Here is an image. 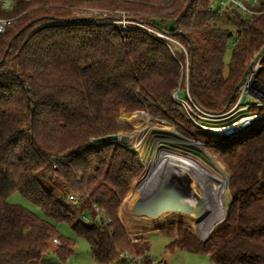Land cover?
I'll use <instances>...</instances> for the list:
<instances>
[{
  "label": "trees",
  "instance_id": "1",
  "mask_svg": "<svg viewBox=\"0 0 264 264\" xmlns=\"http://www.w3.org/2000/svg\"><path fill=\"white\" fill-rule=\"evenodd\" d=\"M211 1L16 0L9 10L0 5V17L15 18L0 35V264H39L53 238L59 241L54 252L64 261L74 245L58 234L61 223L87 242L97 264L123 255L152 264L144 232L130 236L119 217L142 173L139 157L119 141L93 143L119 135V116L138 111L199 140L229 175L224 218L206 239L184 223L155 227L171 238L168 248L207 254L214 264H264V127L240 139L209 137L171 98L183 87L185 95L186 84L203 111H224L264 46V0L246 3L257 12L250 17L210 11ZM85 8L110 18L126 11L164 29L185 51L173 55L164 42L137 29L121 31L103 17L76 19ZM223 20L232 27L222 26ZM259 64L257 78L264 82V54ZM40 178L58 179L63 192ZM13 193L44 217L9 203ZM95 208L101 222L94 220Z\"/></svg>",
  "mask_w": 264,
  "mask_h": 264
},
{
  "label": "rangeland",
  "instance_id": "2",
  "mask_svg": "<svg viewBox=\"0 0 264 264\" xmlns=\"http://www.w3.org/2000/svg\"><path fill=\"white\" fill-rule=\"evenodd\" d=\"M218 9V4H215L214 10L217 11ZM221 25L227 28L232 27L225 20H223ZM231 45L232 41H230L229 47L226 50V54L224 57L225 64L228 63L230 58L232 47ZM174 49L175 51H179V48L175 45ZM183 90L184 87L178 91L179 96L182 98L184 97ZM253 111L254 110H250L241 114L251 113ZM127 114L129 115H123L122 117L121 115L119 116V122L123 126L119 128V135L124 134L130 136L133 134L137 143L140 142V146L137 151H135V153L138 155L139 160L142 164V173L133 182L131 194L121 206L120 210L124 209V211H122L123 214L120 215L119 213V217L122 223L129 231L128 234L131 236L135 235L136 233L144 232V235L148 241V255L152 261V264H214L210 262L208 255L204 253H190L179 249L171 251L168 248V245L171 242V238L166 234L155 230L154 227L169 225L175 226L179 223H184L185 225H190L192 230L195 231L197 237H199L200 239H204V236L209 233L214 224H217L222 220L224 216L223 214L225 213L226 204L229 202V194L227 189L229 175L223 163L221 162L219 157L215 153H213V151L207 149L201 144H192V140L190 138L180 136L176 133L173 127H170V129H168L156 126L155 128L149 129V125L151 126V123H144V120L142 118L135 116L136 112ZM231 120L232 118H227L217 122L205 123L217 126L227 124ZM127 124L128 127H126ZM246 134L247 132L238 135L237 139L242 138ZM126 145L131 146L132 143H127ZM173 152L188 157L177 155ZM189 157H191L192 159ZM173 164H175L176 166H180L182 170H184V172H186L191 177V185L199 195H201V190H203L204 192V187L202 186L203 183L202 181H199L200 179L198 178L200 174L206 175L207 177L203 178L208 182V177H212L211 173H214L216 176L221 178L224 182V187L221 192L224 204L219 203L218 194L216 193L218 192L217 189L220 185L219 183H217L213 184L215 188H213L212 194L210 196H208V193L204 192L206 211L203 219L200 218L199 221L185 213L172 211L164 212L156 218H149L142 214H136L132 210V208L136 199L140 197V195H142L141 188L147 187L151 183L155 182V180H157V177H162L161 175L164 168H167L170 165L173 166ZM153 177H156L155 180H153ZM194 180H196L200 186ZM40 181L46 187L50 186L49 184L54 183V191L61 193L63 192L61 190L60 182L58 179H54L53 182H50L48 178H40ZM62 201L64 202V200ZM8 202L11 204L21 205L36 213L38 216L44 217L37 207L25 200L18 193H13L9 197ZM81 214L89 219H92L90 217V212L87 210H83ZM56 229L58 234L65 238H68L73 243V252L69 254L64 261H61L54 252V248L58 245L50 242V250L42 257L39 264H95L90 256L88 244L83 238L77 236L65 223L57 224ZM111 264L137 263L135 262V260H132L128 258V256L123 255L122 258H119Z\"/></svg>",
  "mask_w": 264,
  "mask_h": 264
},
{
  "label": "built area",
  "instance_id": "3",
  "mask_svg": "<svg viewBox=\"0 0 264 264\" xmlns=\"http://www.w3.org/2000/svg\"><path fill=\"white\" fill-rule=\"evenodd\" d=\"M15 1L16 0H0L1 8L4 10H9L12 8V5ZM246 3H248L250 6H254L256 4L254 0H212L209 5V10L215 11L214 5L218 4L219 9L217 11L221 14H231V12L236 11L248 17L256 15L257 12L251 7H248ZM114 12L115 11L110 12V14H113ZM117 13V18H110L109 15V17L106 16L105 11L101 12L97 9L85 8L83 10V13L75 14V17L78 20H84L90 17H103L106 21L115 24L116 27L121 31L137 29L143 31L144 33L159 41L164 42L173 55L175 52L174 45L179 48V51H185L183 46L172 37H170L164 29L156 28L144 22H140L138 20L130 18L128 16V12L126 11H117ZM101 14L102 16H100ZM14 19V17H0V35L4 34L7 31V29L13 23ZM259 69L260 64L258 61V63L253 66L249 73L246 75L242 84L238 87L233 103L226 110L219 113H210L199 108L197 104H195V102L191 99L188 93L187 85L186 94L183 98L179 96V89H176L171 93V98L177 104L178 109L180 110L184 118L204 135L218 139H227L233 136L240 135L244 132H256L261 127H264V82L257 78ZM250 110L254 111L251 113L241 114ZM135 116L142 118L144 120V123L146 124L151 123V126L149 125V129L155 128L156 126L168 129H170V127H173L165 120L153 117L147 111H138L136 112ZM152 118L156 120H153ZM227 118H232V120L227 124L215 126L205 123L217 122ZM134 140L136 141L133 134L130 135L128 144L132 143V145L128 146V148L135 152L139 148L140 142L137 143V141L135 142ZM191 140L192 144L194 145H203L199 140ZM175 154L181 155L178 153ZM67 200L72 201L73 203H77V198L72 194H69L67 196ZM95 213L96 215L94 216V220L97 222H101V215L98 212L97 208H95ZM83 219L85 221H90V219L85 216H83ZM104 221L108 220L104 217ZM52 243L58 245L59 241L56 238H53ZM126 256H128V258L132 260H135L137 264H142V260L140 257L133 255Z\"/></svg>",
  "mask_w": 264,
  "mask_h": 264
},
{
  "label": "water",
  "instance_id": "4",
  "mask_svg": "<svg viewBox=\"0 0 264 264\" xmlns=\"http://www.w3.org/2000/svg\"><path fill=\"white\" fill-rule=\"evenodd\" d=\"M263 54L264 46L244 71L236 89H238V87L242 84L246 75L249 73L252 67L258 63L260 57ZM189 75L190 72L188 73V77ZM227 108L228 106L225 107L224 110ZM104 141H119L121 144H127L129 142V136L124 134H111L107 135L106 137L93 139V143H100ZM194 181L199 185L196 180ZM204 196L203 190H201V195L197 194L196 190L191 185V177L186 172H184V170L174 169L166 173V175H164V177L158 181L153 190L140 195V197L136 199L132 210L136 214H142L149 218H156L162 213L168 211L185 213L199 221L200 217L206 211ZM208 234L204 236V239L207 238Z\"/></svg>",
  "mask_w": 264,
  "mask_h": 264
},
{
  "label": "bare ground",
  "instance_id": "5",
  "mask_svg": "<svg viewBox=\"0 0 264 264\" xmlns=\"http://www.w3.org/2000/svg\"><path fill=\"white\" fill-rule=\"evenodd\" d=\"M200 165V164H199ZM174 169H182L180 166H176L175 164H173V166L172 165H170V166H168L167 168H164V170H163V172H162V177H164V175H166V173H168L169 171H172V170H174ZM220 170V169H219ZM222 174V173H221ZM211 176L212 177H208L209 179V183L212 185V187L213 188H215V186H213V184H217V183H219V187H218V189H217V193L216 194H218V200H219V203L220 204H224L223 203V199H222V196H221V192H222V189H223V180L221 179V178H219L218 176H216L214 173H211ZM162 177H157V180H155V178L156 177H153L154 179L153 180H155V182H153V183H151L150 185H148L147 187H144V188H141V193L143 194V193H148L149 191H151V190H153L154 189V187L157 185V183H158V181L162 178ZM199 179H200V181H203V183H205V186L206 187H208L207 185H206V183H207V181L204 179V178H201V177H198ZM224 179V178H223ZM220 198V199H219ZM225 201V200H224ZM204 215H205V213L200 217V218H202L203 219V217H204ZM216 224V223H215ZM214 224V225H215ZM213 228V227H212Z\"/></svg>",
  "mask_w": 264,
  "mask_h": 264
},
{
  "label": "flooded vegetation",
  "instance_id": "6",
  "mask_svg": "<svg viewBox=\"0 0 264 264\" xmlns=\"http://www.w3.org/2000/svg\"><path fill=\"white\" fill-rule=\"evenodd\" d=\"M199 177L203 178V177H207V176L204 175V174H200ZM199 181H200V180H199ZM206 181H207V180H206ZM202 183H203V181H202ZM206 185H207L208 187L205 186V183L202 184V186L204 187V192L208 193V196H210V195L212 194L213 187H212V185H211L208 181H207Z\"/></svg>",
  "mask_w": 264,
  "mask_h": 264
},
{
  "label": "crops",
  "instance_id": "7",
  "mask_svg": "<svg viewBox=\"0 0 264 264\" xmlns=\"http://www.w3.org/2000/svg\"><path fill=\"white\" fill-rule=\"evenodd\" d=\"M123 115H129V114L123 113V114H121V117H122ZM125 209H126V208H125ZM122 211H124V209H123V210H120V212H119L120 215L123 214ZM123 225H124V224H123ZM124 226H125V225H124ZM154 229H155V227H154ZM204 229H205V228H204ZM207 229H208V228H207ZM207 229H206V230H207ZM95 264H97V263H95Z\"/></svg>",
  "mask_w": 264,
  "mask_h": 264
}]
</instances>
